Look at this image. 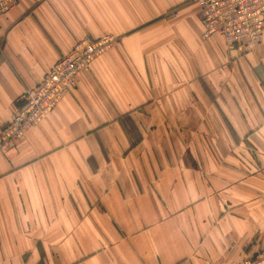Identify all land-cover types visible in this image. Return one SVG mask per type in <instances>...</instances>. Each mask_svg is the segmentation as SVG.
Wrapping results in <instances>:
<instances>
[{
  "label": "crops",
  "instance_id": "obj_1",
  "mask_svg": "<svg viewBox=\"0 0 264 264\" xmlns=\"http://www.w3.org/2000/svg\"><path fill=\"white\" fill-rule=\"evenodd\" d=\"M197 10L16 0L0 16V133L77 41L116 38L0 148V264H240L264 246V36L203 39Z\"/></svg>",
  "mask_w": 264,
  "mask_h": 264
},
{
  "label": "built area",
  "instance_id": "obj_2",
  "mask_svg": "<svg viewBox=\"0 0 264 264\" xmlns=\"http://www.w3.org/2000/svg\"><path fill=\"white\" fill-rule=\"evenodd\" d=\"M202 38L215 35L229 47L251 50L264 36L263 0H194ZM16 0H0V16L12 9ZM116 43L112 35L84 38L59 58L37 87L24 93L11 122L0 133V148L9 149L27 129L41 121L63 97L74 89L78 74ZM240 264H264V246Z\"/></svg>",
  "mask_w": 264,
  "mask_h": 264
},
{
  "label": "bare ground",
  "instance_id": "obj_3",
  "mask_svg": "<svg viewBox=\"0 0 264 264\" xmlns=\"http://www.w3.org/2000/svg\"><path fill=\"white\" fill-rule=\"evenodd\" d=\"M76 84V83H75Z\"/></svg>",
  "mask_w": 264,
  "mask_h": 264
}]
</instances>
